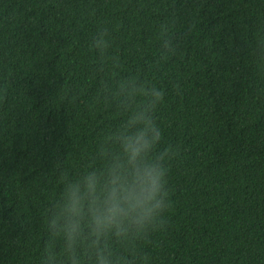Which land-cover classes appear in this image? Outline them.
Wrapping results in <instances>:
<instances>
[{
    "label": "trees",
    "instance_id": "obj_1",
    "mask_svg": "<svg viewBox=\"0 0 264 264\" xmlns=\"http://www.w3.org/2000/svg\"><path fill=\"white\" fill-rule=\"evenodd\" d=\"M129 82L179 155L166 228L114 257L264 264V0H0V264H42L60 171L102 166Z\"/></svg>",
    "mask_w": 264,
    "mask_h": 264
},
{
    "label": "clouds",
    "instance_id": "obj_2",
    "mask_svg": "<svg viewBox=\"0 0 264 264\" xmlns=\"http://www.w3.org/2000/svg\"><path fill=\"white\" fill-rule=\"evenodd\" d=\"M92 47L107 49L103 34ZM120 91L123 119L99 142L96 158L102 166L89 165L75 177L60 171L62 189L45 210L42 264H121L112 242L148 237L167 226L168 163L179 155V146L157 150L162 132L154 114L164 91L134 82L122 83ZM142 259L148 264L147 253Z\"/></svg>",
    "mask_w": 264,
    "mask_h": 264
}]
</instances>
